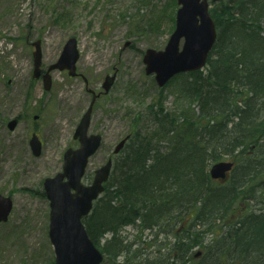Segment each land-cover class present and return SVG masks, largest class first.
Wrapping results in <instances>:
<instances>
[{
	"label": "trees",
	"instance_id": "trees-1",
	"mask_svg": "<svg viewBox=\"0 0 264 264\" xmlns=\"http://www.w3.org/2000/svg\"><path fill=\"white\" fill-rule=\"evenodd\" d=\"M215 4L217 40L205 73L176 78L188 105L177 114L159 97L147 107L148 128L133 118L104 192L83 218L110 264H188L216 226L193 264H264V0ZM223 159L234 161L229 178L211 180L208 166ZM127 225L171 242L152 257L131 252L119 238Z\"/></svg>",
	"mask_w": 264,
	"mask_h": 264
},
{
	"label": "rangeland",
	"instance_id": "rangeland-1",
	"mask_svg": "<svg viewBox=\"0 0 264 264\" xmlns=\"http://www.w3.org/2000/svg\"><path fill=\"white\" fill-rule=\"evenodd\" d=\"M177 7L176 0H0V194L9 195L13 204L6 222L0 223V264H53L47 235L49 205L42 181L61 171L64 150L78 144L73 132L91 98L84 79L90 89L98 91L106 74L116 75L92 112L88 132L100 133L102 144L89 160L86 183L130 131L133 118H142L135 127L148 128L145 113L157 98L177 114L188 105L179 93L178 79L158 88L142 62L145 49L164 48ZM70 36L77 41L79 75L70 77L65 70H54L51 88L45 91L41 79L31 76V42L40 40L42 68L46 69ZM189 108L198 109L194 103ZM13 118L18 122L11 131L6 124ZM32 133L42 142L38 156L28 145ZM261 206L254 203L253 208ZM217 230L218 226L204 232L193 252L202 253ZM119 238L125 245L132 244L131 252L139 250L151 257L161 244L171 242L170 237L129 226ZM102 264L110 262L104 257Z\"/></svg>",
	"mask_w": 264,
	"mask_h": 264
},
{
	"label": "water",
	"instance_id": "water-1",
	"mask_svg": "<svg viewBox=\"0 0 264 264\" xmlns=\"http://www.w3.org/2000/svg\"><path fill=\"white\" fill-rule=\"evenodd\" d=\"M181 5L175 15V28L163 50L146 49L143 55L146 74L154 73L157 86L162 87L174 75L195 71L203 67L215 39L214 23L208 13L206 0H177ZM216 1V0H215ZM183 44L179 50L180 39ZM39 41L33 43V77L38 78L41 73V51ZM78 59L76 40L70 37L63 46L56 63L50 65L42 75L43 87L50 89L49 72L53 69H67L70 76L76 74L75 63ZM114 80V75L106 76L102 87L107 92ZM96 95L93 93L91 101L82 114L73 134L78 139L79 146L75 149L67 148L63 153L62 171L43 181V190L49 201L48 236L53 244L54 264H100L102 255L88 237L82 217L92 208V202L103 191V183L108 179L111 158L94 170L90 184L84 185L82 177L88 159L99 148L100 134H87L90 124L91 111ZM17 123L12 119L7 127L13 130ZM125 139L120 140L113 152L118 153L123 147ZM29 145L34 155H39L41 142L32 134ZM231 161H219L209 167L212 179H225L231 170ZM12 208L10 197L0 194V222L6 221Z\"/></svg>",
	"mask_w": 264,
	"mask_h": 264
},
{
	"label": "flooded vegetation",
	"instance_id": "flooded-vegetation-1",
	"mask_svg": "<svg viewBox=\"0 0 264 264\" xmlns=\"http://www.w3.org/2000/svg\"><path fill=\"white\" fill-rule=\"evenodd\" d=\"M87 87H88V84H87ZM89 88V87H88ZM87 91H88V89H87ZM97 93H100V90H98V91H96Z\"/></svg>",
	"mask_w": 264,
	"mask_h": 264
}]
</instances>
